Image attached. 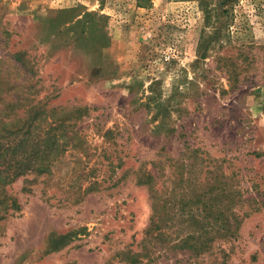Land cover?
<instances>
[{
	"label": "rangeland",
	"instance_id": "rangeland-1",
	"mask_svg": "<svg viewBox=\"0 0 264 264\" xmlns=\"http://www.w3.org/2000/svg\"><path fill=\"white\" fill-rule=\"evenodd\" d=\"M0 264H264V0H0Z\"/></svg>",
	"mask_w": 264,
	"mask_h": 264
},
{
	"label": "trees",
	"instance_id": "trees-1",
	"mask_svg": "<svg viewBox=\"0 0 264 264\" xmlns=\"http://www.w3.org/2000/svg\"><path fill=\"white\" fill-rule=\"evenodd\" d=\"M152 215L150 216V219H151V224H153V222H155V215H156V212H157V209H156V202L154 200V197H152Z\"/></svg>",
	"mask_w": 264,
	"mask_h": 264
}]
</instances>
